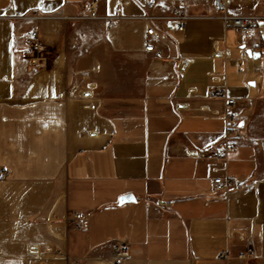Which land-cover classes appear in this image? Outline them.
Instances as JSON below:
<instances>
[{
    "label": "crops",
    "instance_id": "1",
    "mask_svg": "<svg viewBox=\"0 0 264 264\" xmlns=\"http://www.w3.org/2000/svg\"><path fill=\"white\" fill-rule=\"evenodd\" d=\"M147 1L0 0V264H109L119 241L123 264H264V0H229L259 19L250 36L188 0L162 58L147 19L163 28L171 3ZM33 29L44 49L29 53ZM213 86L238 100L226 160ZM226 175L248 186L216 192Z\"/></svg>",
    "mask_w": 264,
    "mask_h": 264
},
{
    "label": "built area",
    "instance_id": "2",
    "mask_svg": "<svg viewBox=\"0 0 264 264\" xmlns=\"http://www.w3.org/2000/svg\"><path fill=\"white\" fill-rule=\"evenodd\" d=\"M162 0H148L146 7L154 9L159 6ZM171 3V19L165 21L163 28L157 27L156 24L148 20L146 35L144 38V50L148 53L154 54L156 58L164 56L163 50L159 46V42L166 33L175 31H184L186 22L188 20V0H167ZM229 0H215V5L221 13V18L226 29L234 30L239 35L250 36L259 31V19L254 16H236L228 11ZM93 8V4L91 5ZM115 22L111 20L109 27H113ZM28 52L35 53L44 49V46L39 40V32L33 29L28 33ZM264 47V44H263ZM211 98L222 99L226 103V110L223 114V119L226 126L225 139L217 144L211 152L213 155L220 159L226 160L228 153L235 150L237 144L232 140L239 127V117L233 109L237 104V99L227 94L224 87L213 86L209 91ZM214 190L218 193H223L226 196L230 195L234 190L248 186L242 180L235 176L226 175L225 177L217 176L213 179ZM90 213L75 212L72 216L77 228H85L88 225ZM252 246L248 247L246 254L241 256H248L253 253ZM132 255L131 248L127 241L116 242L113 252L109 259V264H123ZM220 259H228V253L219 254Z\"/></svg>",
    "mask_w": 264,
    "mask_h": 264
},
{
    "label": "water",
    "instance_id": "3",
    "mask_svg": "<svg viewBox=\"0 0 264 264\" xmlns=\"http://www.w3.org/2000/svg\"><path fill=\"white\" fill-rule=\"evenodd\" d=\"M248 52H250V50ZM133 199H134V197L132 195H125V196H122L120 198V202L124 203L126 201H130V200H133Z\"/></svg>",
    "mask_w": 264,
    "mask_h": 264
}]
</instances>
